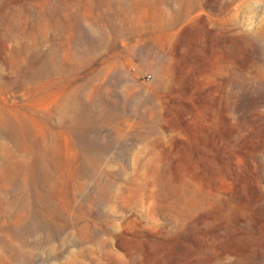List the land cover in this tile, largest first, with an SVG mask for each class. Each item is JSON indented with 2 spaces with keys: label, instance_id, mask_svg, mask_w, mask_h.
Returning a JSON list of instances; mask_svg holds the SVG:
<instances>
[{
  "label": "rangeland",
  "instance_id": "374dc122",
  "mask_svg": "<svg viewBox=\"0 0 264 264\" xmlns=\"http://www.w3.org/2000/svg\"><path fill=\"white\" fill-rule=\"evenodd\" d=\"M0 79L28 264H264V0H0Z\"/></svg>",
  "mask_w": 264,
  "mask_h": 264
},
{
  "label": "bare ground",
  "instance_id": "6f19581e",
  "mask_svg": "<svg viewBox=\"0 0 264 264\" xmlns=\"http://www.w3.org/2000/svg\"><path fill=\"white\" fill-rule=\"evenodd\" d=\"M8 110L0 109V130L4 132L5 139L13 144L16 151L20 150L25 153L26 157L22 156L23 158H18L19 156H15L6 148L7 146L1 145L2 148L6 150V155L8 154V156L6 158L4 157V160L0 163V220L1 218L7 219V217H9V211L16 207H19L22 211L23 214L20 216H23V218L33 217L36 207L45 208L47 200L42 192L45 190L47 181L50 178L46 156L36 151L32 143H30L31 137L29 138L25 135L23 119L14 115L15 113H10ZM27 120L25 121L27 122ZM45 138L46 137L41 139ZM2 148L0 147V149ZM20 166H25L26 170L24 171L25 174L18 179ZM23 226L24 225L21 224L18 225L17 229L0 230V234L3 232L7 237V239L4 238V240L3 237L0 236V262L5 264L29 263V258L26 253L16 249L14 244H22L25 246V237H29L33 232H36L35 229L37 224L31 222L29 226Z\"/></svg>",
  "mask_w": 264,
  "mask_h": 264
}]
</instances>
